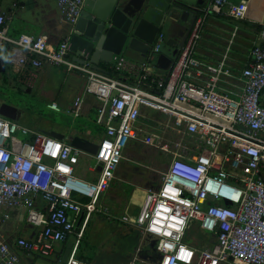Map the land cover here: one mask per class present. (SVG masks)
<instances>
[{"label": "built area", "instance_id": "obj_1", "mask_svg": "<svg viewBox=\"0 0 264 264\" xmlns=\"http://www.w3.org/2000/svg\"><path fill=\"white\" fill-rule=\"evenodd\" d=\"M55 1L71 27L65 39L57 44L45 35L13 39L0 10V53L10 51L8 63L26 90L33 88L44 64L82 76L86 83L70 113L80 118L91 96L98 104L93 124L104 135L91 156L95 179L86 181L74 174L82 151L0 116V218L6 206L23 208L24 222L34 230L31 239H18L16 246L48 258L55 244L75 235L80 239L90 218L111 217L102 198L123 151L133 141L150 145L152 130L186 136L190 153L174 154L137 214L116 220L141 238L155 239L158 264H264V27L239 67L227 63L226 53L215 64L197 58L208 19L222 16L234 22L232 39L246 17L245 2L210 0L196 14L166 73L156 76L150 68L166 43L159 32L144 61L113 56L110 76L74 62L69 53V36L85 0ZM48 107L59 111L56 103ZM153 113L166 121H155ZM176 147L183 149L179 143ZM192 227L205 235L203 247L187 242ZM77 246L56 264H90L76 258ZM0 264H19L1 237Z\"/></svg>", "mask_w": 264, "mask_h": 264}, {"label": "rangeland", "instance_id": "obj_2", "mask_svg": "<svg viewBox=\"0 0 264 264\" xmlns=\"http://www.w3.org/2000/svg\"><path fill=\"white\" fill-rule=\"evenodd\" d=\"M254 1L253 13L255 14V19L261 21L264 17L262 16L264 14V0ZM233 23L228 19L221 18L218 31H210L216 33V36L213 37L215 43L218 44L225 41L222 45L223 53L227 55V63L231 66L239 67L251 51L257 28L253 26L250 28L240 27L239 29L238 24L235 37L231 39V33L234 29ZM229 41H231V44ZM226 49L228 50L226 51ZM60 70L63 71L62 69ZM15 72L12 73V69L8 70L5 78L0 81V99L9 105L13 104L21 112V118L17 122L19 125L36 132L51 130L54 124H59L70 131L75 129L72 130V124L85 130H95L96 127L91 123L79 122L84 116L90 96L86 98L82 105L78 121L70 113V83L66 81L64 85L62 84L64 87L61 96L58 98L55 97L54 91H50L51 89L46 92L43 88L44 93H41L38 90L37 83L34 84L31 92L27 93L26 88L18 84L19 78ZM76 75L74 73L65 74L61 72L58 78L63 81L64 79L67 80V78L76 77ZM60 86L54 88L57 93L61 89ZM53 100L57 101L59 111L49 109L48 106ZM152 116V119L158 122H165L167 119L159 113H153ZM156 130L161 131L159 127ZM150 134L155 136L149 142L150 145L133 141L123 151L115 179L108 192L102 198V204L110 209L111 217L94 216L90 218L87 220V225L81 238L78 239L75 235L70 240L72 245H78L75 253L77 259H88L93 261L92 264H98V262L110 264L159 263L160 257L155 250V239L150 236L138 237L136 230L120 224L116 219L122 217L124 212L132 211L128 201L130 190L133 188L146 191L155 190V186L159 184L162 175L167 171L173 155L185 154L188 156L191 144L189 139L182 134L176 135L167 132L161 134L152 130ZM100 139L101 136H98L93 140V143L98 144ZM178 143L183 148L179 152H177L176 147ZM164 146L166 148H163ZM90 161L89 157L81 155L75 166V176L88 178L91 175L88 171ZM186 240L193 247L200 248L205 244V235L197 231L195 227H192L187 232Z\"/></svg>", "mask_w": 264, "mask_h": 264}, {"label": "crops", "instance_id": "obj_3", "mask_svg": "<svg viewBox=\"0 0 264 264\" xmlns=\"http://www.w3.org/2000/svg\"><path fill=\"white\" fill-rule=\"evenodd\" d=\"M138 1L139 0H128V4L136 8L138 7ZM209 1L210 0H171V3L172 4L173 2L181 3L188 8V11L191 14H198ZM232 1L239 2L242 0H232ZM244 2L246 5V17L244 20H242L243 22L241 21V23L240 22L238 23L239 29L240 27L250 28L256 26L255 28H257L256 30L257 32L261 27H264V17L261 19V21L255 19V14L253 13V3L255 2L254 0H246ZM0 10L3 12L6 18L5 25L7 28V32L10 36H12L13 39L18 38L22 34L32 36L34 38L45 35L48 36L50 44H57L68 36L69 30L71 28L70 25H68L66 22L64 7L58 5V3L55 0H0ZM191 14L190 16H192ZM262 16H264V14ZM221 18L224 19L225 17L213 16L209 18L206 23L202 41L200 42L199 48L197 49V54H198L197 58L204 63L215 64L218 61H220L225 54L223 53V45H222L223 42L225 41L218 44L215 43L213 41V37L216 36L215 35L216 33L210 31V30L218 31L219 21L221 20ZM234 25L235 24L233 23V27ZM186 27H187L186 22H183L180 19L179 14L175 13L172 14L170 19L166 20V22L159 30V32L164 34L166 41L168 39L177 40L178 33L182 30H185ZM9 52L10 51L3 54L0 53V58L4 59L5 72L7 73L8 70L12 69V73H13L16 70L13 66H10L8 63L7 57H9ZM171 54H172L171 50L169 51L168 47L164 46L161 53L155 58L154 62L151 64L150 68L154 75L156 76L162 75L170 69V67L174 64L176 59V58L173 59ZM121 56L135 62H142L146 59V55H143L139 52L132 50L123 51ZM158 63L162 68L158 67ZM99 66L100 68H103L108 71L112 65L111 64L105 65L103 63H99ZM61 72L64 71H61L56 67L50 66L49 64H44L41 67V69H39L36 72L35 84L36 83L38 84V90H40L41 93H44L42 90L43 88L45 89L46 92H48L49 89H51L50 91H54L55 97L58 98L62 94L61 92L64 87L62 86V84L64 85V83L67 81V83H70V87H71L70 89L72 95L70 94L71 97L70 100L72 105L74 98L80 92L83 91L86 82L85 79L78 74L76 75V77H73L71 79L67 78V80L64 79L63 81H60L58 77ZM6 73L5 75H3V73H0V81H2L5 78ZM15 73H17V77L20 79V74L17 71ZM19 79L17 81L18 84H20ZM56 79H58V81H56ZM57 86L61 87V89H59L60 90L59 93H57L56 90H54V88H56ZM31 90L28 89L26 91L27 93H29L31 92ZM51 103L57 104V101L53 100ZM12 106L14 105L12 104ZM97 108H98V104L90 96V99L88 100L87 103V107L84 111V116L82 117L81 121H79L80 118H77L78 121L89 124L91 123L93 126H95L93 124V121L97 112ZM71 126H72V130L75 128L74 131H70L69 129L64 128L59 124H54L52 129L46 132L48 133L54 132L60 134L61 136H63L62 141L69 143L71 138L77 136L76 130L77 129L82 130V128L77 127L74 124H72ZM82 155H86V154L84 153ZM86 156L89 157V159L91 160L89 162V167H88L89 168L88 171L89 173H91V175H89L88 178H81V179L86 181H92L95 179V174L91 171L93 160L90 155H86ZM146 193L147 191L143 189L133 188L132 190H130L128 201L130 205L129 207L132 208V211H126L124 212V214L126 213L128 215L137 214L141 206L140 204H142V201ZM2 212L4 218L3 217L0 218V237L8 244L9 248L14 253V255L17 256L19 260V264H56L58 262L63 263L67 244L72 243L70 241L71 239H73L72 237H70L64 243H57L59 245H54L53 253H51L52 255L48 258H42L29 254L16 246V241L18 239L21 238L31 239L34 236L33 228H31L28 224H26V222H24L25 221L24 209L17 206H12V207L6 206L2 209ZM81 260L90 264L93 263V261L84 258ZM98 264H110V263L98 262Z\"/></svg>", "mask_w": 264, "mask_h": 264}, {"label": "water", "instance_id": "obj_4", "mask_svg": "<svg viewBox=\"0 0 264 264\" xmlns=\"http://www.w3.org/2000/svg\"><path fill=\"white\" fill-rule=\"evenodd\" d=\"M175 13L187 27L178 33L177 40L168 39L165 43L173 59L184 45L196 14L175 7L171 0H139L136 8L129 5L128 0H85L84 9L69 36V53L74 62L88 63L93 70L109 75L110 72L100 68L99 63L109 65L113 56L122 55L125 50L147 55L159 30ZM158 67L162 68L159 63ZM4 72V59L0 58V73ZM0 116L18 122L21 112L12 105L0 103ZM44 133L63 140L60 134ZM69 144L90 156H94L98 148L97 144L77 136L71 138ZM96 170L100 171L101 167ZM72 247V243L67 244L63 262Z\"/></svg>", "mask_w": 264, "mask_h": 264}, {"label": "trees", "instance_id": "obj_5", "mask_svg": "<svg viewBox=\"0 0 264 264\" xmlns=\"http://www.w3.org/2000/svg\"><path fill=\"white\" fill-rule=\"evenodd\" d=\"M173 4H174L175 7H178L179 9L188 10V8L186 6H184L183 4H181V3L173 2ZM108 71L110 72L109 75L113 76V72H112L111 68ZM5 73H3V75H5ZM94 127H96V128H95V130H92V131L85 130V129H82V130L81 129H77L76 130L77 137H80L82 139L88 140V141H90L92 143H93V140L96 139L98 136H101V139H102L103 135H104V130L102 128H100V127H97V126H94ZM101 139L99 141H101ZM76 231H78V230H76Z\"/></svg>", "mask_w": 264, "mask_h": 264}, {"label": "flooded vegetation", "instance_id": "obj_6", "mask_svg": "<svg viewBox=\"0 0 264 264\" xmlns=\"http://www.w3.org/2000/svg\"><path fill=\"white\" fill-rule=\"evenodd\" d=\"M3 100L0 99V103H6V102H2ZM8 104V103H7Z\"/></svg>", "mask_w": 264, "mask_h": 264}, {"label": "bare ground", "instance_id": "obj_7", "mask_svg": "<svg viewBox=\"0 0 264 264\" xmlns=\"http://www.w3.org/2000/svg\"><path fill=\"white\" fill-rule=\"evenodd\" d=\"M141 205V204H140Z\"/></svg>", "mask_w": 264, "mask_h": 264}]
</instances>
